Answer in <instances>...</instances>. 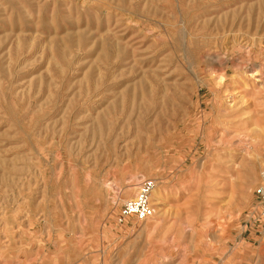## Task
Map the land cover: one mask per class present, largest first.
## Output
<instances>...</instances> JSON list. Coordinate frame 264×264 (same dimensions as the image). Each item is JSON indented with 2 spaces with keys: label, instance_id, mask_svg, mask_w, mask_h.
Here are the masks:
<instances>
[{
  "label": "rangeland",
  "instance_id": "374dc122",
  "mask_svg": "<svg viewBox=\"0 0 264 264\" xmlns=\"http://www.w3.org/2000/svg\"><path fill=\"white\" fill-rule=\"evenodd\" d=\"M261 183L264 0H0V264H264Z\"/></svg>",
  "mask_w": 264,
  "mask_h": 264
},
{
  "label": "built area",
  "instance_id": "2783aa9c",
  "mask_svg": "<svg viewBox=\"0 0 264 264\" xmlns=\"http://www.w3.org/2000/svg\"><path fill=\"white\" fill-rule=\"evenodd\" d=\"M157 187L155 179H146L139 183L136 193L133 197L127 199L121 206V214L125 218L134 217L143 221L151 217L154 213L152 203V193ZM259 194L260 216L264 217V183L257 187Z\"/></svg>",
  "mask_w": 264,
  "mask_h": 264
},
{
  "label": "bare ground",
  "instance_id": "6f19581e",
  "mask_svg": "<svg viewBox=\"0 0 264 264\" xmlns=\"http://www.w3.org/2000/svg\"><path fill=\"white\" fill-rule=\"evenodd\" d=\"M155 191H156V188L154 189L152 195L155 196V199H156V200H159V199H160V193H159L158 191H157V192H155ZM154 192H155V193H154Z\"/></svg>",
  "mask_w": 264,
  "mask_h": 264
}]
</instances>
